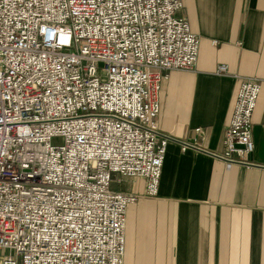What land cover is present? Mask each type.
<instances>
[{
	"label": "built area",
	"instance_id": "2783aa9c",
	"mask_svg": "<svg viewBox=\"0 0 264 264\" xmlns=\"http://www.w3.org/2000/svg\"><path fill=\"white\" fill-rule=\"evenodd\" d=\"M182 10V0H0V264H123L126 209L157 196L170 140L157 128L161 83L197 64ZM259 92L242 80L222 153L196 139L180 150L261 167L249 160ZM123 179H142L143 194L115 190Z\"/></svg>",
	"mask_w": 264,
	"mask_h": 264
},
{
	"label": "crops",
	"instance_id": "0c3cea01",
	"mask_svg": "<svg viewBox=\"0 0 264 264\" xmlns=\"http://www.w3.org/2000/svg\"><path fill=\"white\" fill-rule=\"evenodd\" d=\"M182 3L199 37L197 64L161 83L157 128L170 140L157 196L126 209L123 264H264V0ZM222 64L228 74L215 75ZM242 78L260 83L249 160L261 167L227 168L202 151H181L176 141L196 139L222 153ZM113 188L142 195L144 181Z\"/></svg>",
	"mask_w": 264,
	"mask_h": 264
},
{
	"label": "rangeland",
	"instance_id": "374dc122",
	"mask_svg": "<svg viewBox=\"0 0 264 264\" xmlns=\"http://www.w3.org/2000/svg\"><path fill=\"white\" fill-rule=\"evenodd\" d=\"M222 65H224V64H222ZM227 74H228V68H227ZM227 74H226V75H227ZM224 76H225V75H224ZM243 79H247V78H242V80H243ZM242 80H241V82H242ZM239 87H240V86H239ZM238 90H239V89H238ZM237 93H238V92H237ZM251 117H252V116H251ZM224 131H225V130H224ZM223 135H224V134H223ZM206 154H208V153H206ZM209 155L213 156L212 154H209ZM213 157H214V156H213ZM215 158H216V157H215ZM114 184H116V183H113V185H114ZM119 184H121V183H119ZM119 184H116V185H119ZM113 185H112V186H113ZM114 189H115V188H114ZM115 190H118V189H115Z\"/></svg>",
	"mask_w": 264,
	"mask_h": 264
}]
</instances>
